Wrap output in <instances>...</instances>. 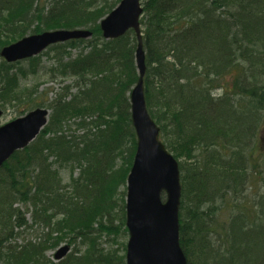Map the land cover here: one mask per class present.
<instances>
[{
    "label": "rangeland",
    "instance_id": "374dc122",
    "mask_svg": "<svg viewBox=\"0 0 264 264\" xmlns=\"http://www.w3.org/2000/svg\"><path fill=\"white\" fill-rule=\"evenodd\" d=\"M37 1L45 14L56 2ZM148 1L150 5L146 4ZM142 2L145 5L142 30L144 35L151 36L152 54L158 59L147 66L145 51L146 74H153L149 101L153 109L164 114L158 124L162 128L161 138L179 164L180 246L187 264H264V28H256L264 15V0ZM152 9L164 12L162 23L156 24L157 30L156 26L151 30L148 26ZM247 24L249 35L245 30ZM178 25H182V29L177 28ZM36 26L34 22L27 35H31ZM229 26L238 29L241 38L230 37ZM219 45L224 51L232 47L236 56L224 62L222 69H216L221 61L216 53H222V49L217 50ZM69 52L70 56L64 57L62 62L75 59L82 48ZM252 57L260 62H254L256 59ZM58 61L57 53L52 51L42 54L38 65L23 62L18 68L22 70L18 72L19 91L37 88L39 101L50 114L49 103L65 87L72 86V93L77 92L73 87L75 79H64L58 72H52L59 69ZM219 78H223L221 83L225 84V89L223 85H215ZM200 81L202 84L198 86L196 83ZM233 88L243 91L242 94L232 97L225 92ZM253 89L256 93L248 96L246 93ZM29 111H4L1 123H9ZM74 133L82 135L83 131H78L72 121L67 134ZM49 162L63 184L69 185L72 178L78 177V170L71 171L69 165L61 166L55 157H50ZM123 163L118 160L117 168ZM223 167L228 175L222 179L218 168ZM125 191L127 179L115 200ZM195 193L200 195L199 199ZM126 200L125 197V203ZM15 208L25 212L31 227L21 230L20 237L11 243L22 245L26 240H39L48 233L41 223H33L30 204L17 202ZM114 214H118L117 208ZM120 218L119 213L112 219L117 231L96 235L99 248L107 252L117 250L122 258L129 234L122 231L123 226L126 229V216L125 225ZM74 241L70 244L67 238L57 249L47 251V256L54 263L58 262L55 255L65 246L70 247L66 255L74 252L80 256L79 252L83 254L87 247L81 239Z\"/></svg>",
    "mask_w": 264,
    "mask_h": 264
},
{
    "label": "trees",
    "instance_id": "16d2710c",
    "mask_svg": "<svg viewBox=\"0 0 264 264\" xmlns=\"http://www.w3.org/2000/svg\"><path fill=\"white\" fill-rule=\"evenodd\" d=\"M119 2L56 0L45 14L37 0H0V48L26 36L34 22L37 26L32 34L61 28H85L93 33L90 40L68 41L51 46L45 52L57 53L59 69L52 72H58L64 79H75L73 87L77 92L73 94L72 86L68 85L57 94L48 105L52 113L41 135L26 149L16 152L0 169V264H126L125 256L119 257L117 250L107 252L99 248L96 235L117 231L112 219L119 213L124 224L126 191L120 194L119 200H115V196L125 186L137 147L130 111V93L139 79L135 61L137 39L130 31L121 38L105 40L99 24ZM151 11L153 16L148 20V26L150 30L156 26L157 30L156 24L162 23L164 12ZM261 19L256 28H264V15ZM141 23L143 25L144 21ZM181 26L177 28L182 29ZM246 26L249 35V25ZM237 30L229 26V36L241 38ZM150 37L146 34L144 37L147 66L158 61L152 54ZM78 48H82V52L75 59L62 62L64 57L70 56L69 51ZM221 49L219 45L217 50ZM221 52L224 54L216 52L221 59L216 69H222L225 63L236 58L232 47ZM40 59L38 56L23 62L34 66ZM252 59L260 62L257 58ZM23 62H0V109L5 112L17 109L24 113L44 107L37 88L19 91L18 72L22 70L18 68ZM151 75L147 72L145 77L146 100L150 115L160 125L164 114L153 109L149 101ZM222 81L223 78H219L215 85H223L225 89ZM196 84L201 86L202 83ZM226 90L232 97L243 92L237 88ZM255 93L253 89L246 94L253 96ZM262 96L264 103V94ZM72 121L78 131H83L82 135L67 134ZM50 157H55L61 166L67 168L69 165L71 171L78 170V177L72 178L69 185L63 184L58 172L52 169ZM118 160L124 162L119 168ZM218 169L222 179L228 175L225 167ZM195 194L199 199L200 195ZM17 202L30 204L33 223H41L48 229L39 240H26L22 245L11 243L20 237L21 230L31 227L25 212L15 208ZM116 208L118 214H114ZM67 238L70 244L75 238L81 239L86 250L83 254L80 251V256L72 252L54 263L47 251L57 249L63 241L67 242Z\"/></svg>",
    "mask_w": 264,
    "mask_h": 264
},
{
    "label": "water",
    "instance_id": "95a60500",
    "mask_svg": "<svg viewBox=\"0 0 264 264\" xmlns=\"http://www.w3.org/2000/svg\"><path fill=\"white\" fill-rule=\"evenodd\" d=\"M139 0H122L101 22L106 39L124 36L134 30L138 40L136 61L139 79L130 95L132 124L137 150L127 179L126 227L129 233L127 264H187L180 246L179 211L182 187L177 160L161 142L160 129L146 104L144 77L146 56L139 19ZM92 36L87 30H57L26 37L0 50V58L16 62L36 56L48 46ZM3 112L0 111V120ZM49 110L38 108L24 117L0 126V168L15 152L25 149L47 125ZM165 195V200H163ZM65 246L57 254L62 259Z\"/></svg>",
    "mask_w": 264,
    "mask_h": 264
},
{
    "label": "bare ground",
    "instance_id": "6f19581e",
    "mask_svg": "<svg viewBox=\"0 0 264 264\" xmlns=\"http://www.w3.org/2000/svg\"><path fill=\"white\" fill-rule=\"evenodd\" d=\"M215 70H216V69H215ZM215 70H214V71H215Z\"/></svg>",
    "mask_w": 264,
    "mask_h": 264
}]
</instances>
